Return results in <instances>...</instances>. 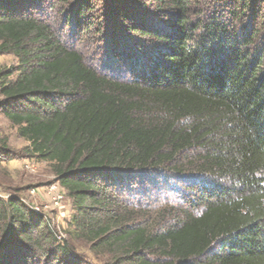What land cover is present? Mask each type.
<instances>
[{
  "label": "trees",
  "instance_id": "trees-1",
  "mask_svg": "<svg viewBox=\"0 0 264 264\" xmlns=\"http://www.w3.org/2000/svg\"><path fill=\"white\" fill-rule=\"evenodd\" d=\"M0 54L72 203L62 236L0 196V264H264V0H0Z\"/></svg>",
  "mask_w": 264,
  "mask_h": 264
},
{
  "label": "rangeland",
  "instance_id": "rangeland-1",
  "mask_svg": "<svg viewBox=\"0 0 264 264\" xmlns=\"http://www.w3.org/2000/svg\"><path fill=\"white\" fill-rule=\"evenodd\" d=\"M88 51V57L91 56L89 59L91 58L95 63L97 59H104L103 51L100 48L90 46ZM15 65L16 60L12 56L0 54V72L9 70ZM1 140L7 142L12 158L9 161L2 158L0 163V196L6 197L11 193L17 194V197L35 215H41L49 222L53 231L62 234V230L66 228V221L72 215V203L53 176L50 166L45 162L36 161L24 155L23 149L27 143L18 138L16 128L9 124L2 115H0ZM53 186L57 188L56 193L61 192L62 196L57 207L49 206L52 197L49 188ZM167 196L168 201L177 197L171 193ZM87 259L91 260V257L88 255Z\"/></svg>",
  "mask_w": 264,
  "mask_h": 264
},
{
  "label": "built area",
  "instance_id": "built-area-1",
  "mask_svg": "<svg viewBox=\"0 0 264 264\" xmlns=\"http://www.w3.org/2000/svg\"><path fill=\"white\" fill-rule=\"evenodd\" d=\"M56 192H57V188H55V186L49 188V193L52 194L51 201H50L51 204L49 206L57 207L59 202L61 201L62 199V196L60 194L61 192L59 194Z\"/></svg>",
  "mask_w": 264,
  "mask_h": 264
}]
</instances>
